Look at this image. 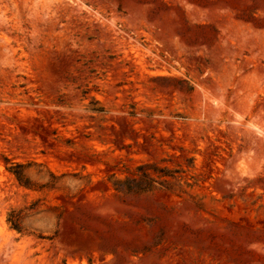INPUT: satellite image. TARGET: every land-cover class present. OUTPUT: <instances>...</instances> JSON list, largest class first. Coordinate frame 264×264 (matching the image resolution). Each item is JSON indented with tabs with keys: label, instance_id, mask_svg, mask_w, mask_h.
Masks as SVG:
<instances>
[{
	"label": "rangeland",
	"instance_id": "obj_1",
	"mask_svg": "<svg viewBox=\"0 0 264 264\" xmlns=\"http://www.w3.org/2000/svg\"><path fill=\"white\" fill-rule=\"evenodd\" d=\"M0 264H264V0H0Z\"/></svg>",
	"mask_w": 264,
	"mask_h": 264
}]
</instances>
